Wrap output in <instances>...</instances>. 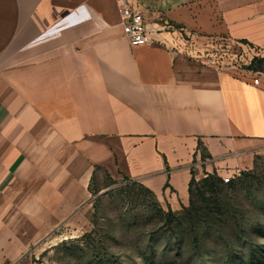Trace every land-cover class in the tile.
<instances>
[{
  "label": "crops",
  "instance_id": "1",
  "mask_svg": "<svg viewBox=\"0 0 264 264\" xmlns=\"http://www.w3.org/2000/svg\"><path fill=\"white\" fill-rule=\"evenodd\" d=\"M129 2L145 44L118 0H0V264L78 226L97 168L179 210L192 174H237L264 142V75L204 57L224 38L264 49V0Z\"/></svg>",
  "mask_w": 264,
  "mask_h": 264
},
{
  "label": "rangeland",
  "instance_id": "2",
  "mask_svg": "<svg viewBox=\"0 0 264 264\" xmlns=\"http://www.w3.org/2000/svg\"><path fill=\"white\" fill-rule=\"evenodd\" d=\"M218 42L209 48L223 68L264 75L245 68L263 48ZM233 175L231 185H193L192 205L167 217V207L139 181L97 168L74 216L79 225L47 232L26 264H264V142L251 167Z\"/></svg>",
  "mask_w": 264,
  "mask_h": 264
},
{
  "label": "built area",
  "instance_id": "3",
  "mask_svg": "<svg viewBox=\"0 0 264 264\" xmlns=\"http://www.w3.org/2000/svg\"><path fill=\"white\" fill-rule=\"evenodd\" d=\"M118 12L122 30L125 33L130 45H142L150 40L149 33L145 26V21L142 12L133 6L129 0H118ZM213 50H209L204 56L207 58V63H216V54ZM253 82H258V77L253 78ZM233 174L221 176L223 182L227 183L233 178Z\"/></svg>",
  "mask_w": 264,
  "mask_h": 264
},
{
  "label": "trees",
  "instance_id": "4",
  "mask_svg": "<svg viewBox=\"0 0 264 264\" xmlns=\"http://www.w3.org/2000/svg\"><path fill=\"white\" fill-rule=\"evenodd\" d=\"M242 41L245 43L251 44L246 40H242ZM245 68L252 70V71H258L260 73L261 72L264 73V54L254 55L251 58V60L249 61V63L245 66ZM93 176H94V174L92 175L91 181L93 180ZM217 183H222V179L220 176L216 175L215 173H206L203 177H201L199 180H197V182H196V179L194 177V174H192V176L189 180V184H188L189 203L191 205L193 203L192 198H191L193 185L200 184L201 185L200 187H206V189L211 190L213 188V186ZM224 184L231 185V181H229L228 183H224ZM182 208L183 209L187 208V206L186 207L183 206ZM162 213H164V215H166L168 217V216L174 215L176 212H175V210H172L168 206L165 211H162ZM157 264H179V263H176L175 261H168V262H161V263H157Z\"/></svg>",
  "mask_w": 264,
  "mask_h": 264
}]
</instances>
